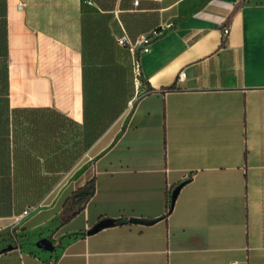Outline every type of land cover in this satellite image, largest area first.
I'll list each match as a JSON object with an SVG mask.
<instances>
[{
    "label": "crops",
    "instance_id": "1",
    "mask_svg": "<svg viewBox=\"0 0 264 264\" xmlns=\"http://www.w3.org/2000/svg\"><path fill=\"white\" fill-rule=\"evenodd\" d=\"M84 16L104 19L127 72L125 108L87 133ZM154 29L122 121L132 54L117 36ZM5 38L0 264H264V0H0L2 73Z\"/></svg>",
    "mask_w": 264,
    "mask_h": 264
},
{
    "label": "trees",
    "instance_id": "2",
    "mask_svg": "<svg viewBox=\"0 0 264 264\" xmlns=\"http://www.w3.org/2000/svg\"><path fill=\"white\" fill-rule=\"evenodd\" d=\"M105 24L104 19L93 20L88 16H84L82 20L86 133L91 132L93 128L105 130L116 120L127 104L126 68L115 60L114 42ZM4 56L3 73L0 70V84L2 81L4 99L7 101L6 38ZM140 79H142V75H140ZM95 189V178H92L67 197L64 203V213L67 220L85 208L94 195Z\"/></svg>",
    "mask_w": 264,
    "mask_h": 264
},
{
    "label": "built area",
    "instance_id": "3",
    "mask_svg": "<svg viewBox=\"0 0 264 264\" xmlns=\"http://www.w3.org/2000/svg\"><path fill=\"white\" fill-rule=\"evenodd\" d=\"M139 0H135V4H138ZM159 34V31L157 29H154L150 31L147 34L139 35L135 38L130 37L128 34L124 33L121 36H117V43L121 46L126 47L129 52L132 54V66H133V73L135 76L136 82L140 79V62H139V55L140 50L147 45L154 37H156ZM185 72L181 73V77L185 76ZM172 193L173 191H170L169 198L172 202ZM31 208H27L23 211V213L17 218V220H20L23 215L28 214L29 210ZM57 258L53 257L50 261V264H56Z\"/></svg>",
    "mask_w": 264,
    "mask_h": 264
},
{
    "label": "rangeland",
    "instance_id": "4",
    "mask_svg": "<svg viewBox=\"0 0 264 264\" xmlns=\"http://www.w3.org/2000/svg\"><path fill=\"white\" fill-rule=\"evenodd\" d=\"M126 56V53H125ZM132 56V55H131ZM129 86H130V100L128 102V107L127 110L124 114V117L122 118V121L127 118L130 115L131 110L134 107L135 101H136V92H135V87H136V80H135V76L133 73V66L131 64L130 67V78H129ZM92 175L91 172H79V173H75V172H71L67 174V180H72L74 182V184L77 186V184L84 180V179H88L90 176ZM61 187H57L55 189L54 195L56 193L59 192Z\"/></svg>",
    "mask_w": 264,
    "mask_h": 264
},
{
    "label": "water",
    "instance_id": "5",
    "mask_svg": "<svg viewBox=\"0 0 264 264\" xmlns=\"http://www.w3.org/2000/svg\"><path fill=\"white\" fill-rule=\"evenodd\" d=\"M182 184L178 185L174 190H173V193H172V200L174 201L180 188H181ZM130 222H135V223H144V224H148V223H151L153 222L152 220H149V219H142V218H130L129 219Z\"/></svg>",
    "mask_w": 264,
    "mask_h": 264
}]
</instances>
